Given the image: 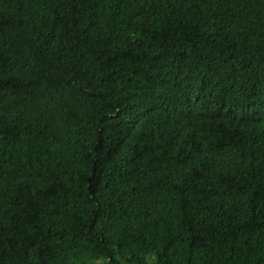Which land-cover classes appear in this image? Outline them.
Returning a JSON list of instances; mask_svg holds the SVG:
<instances>
[{
  "label": "trees",
  "instance_id": "16d2710c",
  "mask_svg": "<svg viewBox=\"0 0 264 264\" xmlns=\"http://www.w3.org/2000/svg\"><path fill=\"white\" fill-rule=\"evenodd\" d=\"M0 264H264V0H0Z\"/></svg>",
  "mask_w": 264,
  "mask_h": 264
}]
</instances>
